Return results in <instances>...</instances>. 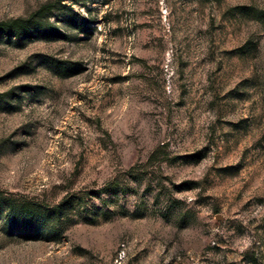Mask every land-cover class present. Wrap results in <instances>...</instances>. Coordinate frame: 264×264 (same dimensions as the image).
I'll use <instances>...</instances> for the list:
<instances>
[{
    "label": "rangeland",
    "instance_id": "rangeland-1",
    "mask_svg": "<svg viewBox=\"0 0 264 264\" xmlns=\"http://www.w3.org/2000/svg\"><path fill=\"white\" fill-rule=\"evenodd\" d=\"M48 2L57 39L0 34V264H264V0L0 22Z\"/></svg>",
    "mask_w": 264,
    "mask_h": 264
},
{
    "label": "trees",
    "instance_id": "trees-1",
    "mask_svg": "<svg viewBox=\"0 0 264 264\" xmlns=\"http://www.w3.org/2000/svg\"><path fill=\"white\" fill-rule=\"evenodd\" d=\"M54 7V4L48 2L40 6L35 12L31 13L26 18H19L0 22V34L8 36L13 35L17 38L21 37L23 34L29 33L30 28H32L35 29L37 35L44 40L57 39L59 35L56 26L53 23H50L47 19H45L47 16L52 14V12L54 11ZM72 15L76 17L79 21V24L75 27V29H77V31L81 34L90 33L89 25H87L88 23L85 21L84 17L77 14ZM0 98H4V95L1 94ZM4 203V200L0 199V212L2 211L1 209H3L1 207L4 205ZM13 203L14 202H11L8 206L5 204V206L8 207L9 213L15 218L22 216L24 218L28 217L29 222L27 223V227H32L33 224L30 221L33 220L32 218L34 213L31 212L24 205H15ZM52 230H58L56 223L52 225Z\"/></svg>",
    "mask_w": 264,
    "mask_h": 264
}]
</instances>
